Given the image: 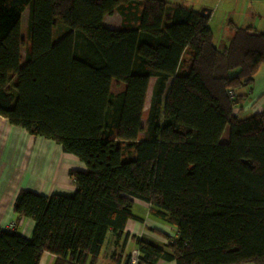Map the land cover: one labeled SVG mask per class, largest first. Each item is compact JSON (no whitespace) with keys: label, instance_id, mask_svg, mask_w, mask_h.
<instances>
[{"label":"trees","instance_id":"obj_1","mask_svg":"<svg viewBox=\"0 0 264 264\" xmlns=\"http://www.w3.org/2000/svg\"><path fill=\"white\" fill-rule=\"evenodd\" d=\"M209 18L167 0H0V116L86 166L71 196L18 194L35 228L0 229V264H96L110 232L141 221L135 199L177 230L165 246L136 239L139 264H264V110L235 115L264 33L232 25L219 49Z\"/></svg>","mask_w":264,"mask_h":264},{"label":"crops","instance_id":"obj_2","mask_svg":"<svg viewBox=\"0 0 264 264\" xmlns=\"http://www.w3.org/2000/svg\"><path fill=\"white\" fill-rule=\"evenodd\" d=\"M171 5L192 8L209 16V26L214 35V44L220 49L229 45L234 35L232 25L251 28L264 33V0H167ZM28 11V10H27ZM26 13V12H25ZM117 14V12L115 13ZM104 25L109 29L106 18ZM121 25L119 26L120 29ZM156 79H152L151 82ZM242 100L235 115L244 119L264 110V67H260L251 88L236 91ZM86 166L77 157L64 153L53 141L31 136L24 129L12 126L0 116V229H8L14 223L15 232L31 239L35 223L18 217L14 204L21 191H32L49 197L54 194L71 196L76 193L70 171L85 170ZM133 214L138 220H129L123 237L117 239L109 233L96 264H126L134 253L140 254L136 239L165 246L177 236V230L156 218L151 205L134 200ZM170 238V239H169ZM55 258L44 253L41 264H54ZM158 264H176L175 261H159Z\"/></svg>","mask_w":264,"mask_h":264},{"label":"rangeland","instance_id":"obj_3","mask_svg":"<svg viewBox=\"0 0 264 264\" xmlns=\"http://www.w3.org/2000/svg\"><path fill=\"white\" fill-rule=\"evenodd\" d=\"M106 21H107L108 25H112L114 28H118L119 29V26L122 25V18H121V15H119L118 13L106 18ZM27 27H28V11L23 16V37L25 39L26 45H28ZM66 30L67 29L64 26H62L60 23L57 24L56 33H55V36H56L55 37V42L58 41V39L64 34V32H66ZM26 45H25V47L23 49V52H22L23 58L26 57ZM217 48H219V47H217ZM154 85H155V80H153L151 82V85H150V88H149V93H148V97H147V101H146V107H145V114H144V117H143L144 122H146V119H147V115H148L149 106H150V103H151L152 91H153ZM113 89H114L115 92H118V91L122 90V87L121 88H117V86H114ZM228 137H229V133H228V129H227L225 134H224V136H223L222 143H227L228 142Z\"/></svg>","mask_w":264,"mask_h":264},{"label":"built area","instance_id":"obj_4","mask_svg":"<svg viewBox=\"0 0 264 264\" xmlns=\"http://www.w3.org/2000/svg\"><path fill=\"white\" fill-rule=\"evenodd\" d=\"M234 94L231 93V97H233ZM15 224L12 223L8 229H4L6 230V232H14L15 231ZM3 231V230H2ZM139 256L140 254L134 253L132 254L128 259H127V263L126 264H139Z\"/></svg>","mask_w":264,"mask_h":264},{"label":"water","instance_id":"obj_5","mask_svg":"<svg viewBox=\"0 0 264 264\" xmlns=\"http://www.w3.org/2000/svg\"><path fill=\"white\" fill-rule=\"evenodd\" d=\"M204 14V13H203Z\"/></svg>","mask_w":264,"mask_h":264}]
</instances>
